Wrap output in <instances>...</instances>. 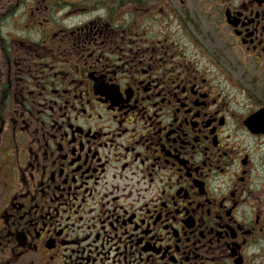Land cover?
Listing matches in <instances>:
<instances>
[{"label": "flooded vegetation", "instance_id": "flooded-vegetation-1", "mask_svg": "<svg viewBox=\"0 0 264 264\" xmlns=\"http://www.w3.org/2000/svg\"><path fill=\"white\" fill-rule=\"evenodd\" d=\"M0 264H264V0H0Z\"/></svg>", "mask_w": 264, "mask_h": 264}]
</instances>
